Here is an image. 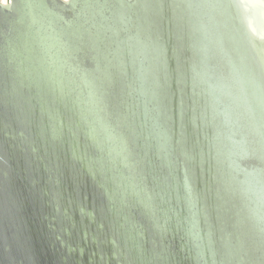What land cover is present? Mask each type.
I'll list each match as a JSON object with an SVG mask.
<instances>
[{
    "label": "water",
    "instance_id": "1",
    "mask_svg": "<svg viewBox=\"0 0 264 264\" xmlns=\"http://www.w3.org/2000/svg\"><path fill=\"white\" fill-rule=\"evenodd\" d=\"M0 264H264V0H0Z\"/></svg>",
    "mask_w": 264,
    "mask_h": 264
}]
</instances>
